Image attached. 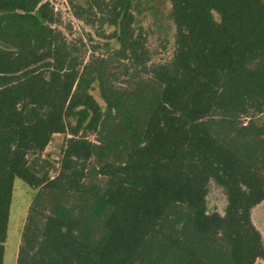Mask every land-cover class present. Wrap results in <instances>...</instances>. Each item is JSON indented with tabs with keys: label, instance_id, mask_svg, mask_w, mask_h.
Returning a JSON list of instances; mask_svg holds the SVG:
<instances>
[{
	"label": "trees",
	"instance_id": "obj_1",
	"mask_svg": "<svg viewBox=\"0 0 264 264\" xmlns=\"http://www.w3.org/2000/svg\"><path fill=\"white\" fill-rule=\"evenodd\" d=\"M81 1L74 15L117 46L85 57L49 1L0 0V264L15 177L34 188L15 264L264 260V0H169L164 61L140 0ZM55 133L57 165L42 156Z\"/></svg>",
	"mask_w": 264,
	"mask_h": 264
},
{
	"label": "rangeland",
	"instance_id": "obj_2",
	"mask_svg": "<svg viewBox=\"0 0 264 264\" xmlns=\"http://www.w3.org/2000/svg\"><path fill=\"white\" fill-rule=\"evenodd\" d=\"M47 1H49L55 14L54 26L60 29L67 39L83 52L85 57L90 53L93 46H95V51L102 52L106 47V43H109L110 46L118 45L117 39H108L100 34L103 30L104 33H109L113 29L112 26L104 25L103 30H101L96 23L95 27H91L74 15L71 3L82 2L81 0ZM169 11V0H140L138 11L135 12L136 27L145 37V43L150 51L152 61L168 60L172 55L175 27L169 18ZM0 45L6 47L2 43ZM91 92L99 102H102L99 97L97 83H94ZM64 138V133L53 134L50 142L42 152V156L54 162L58 161L61 156ZM55 165H57V162ZM50 174H54L53 169L50 170ZM33 193L34 188L21 178L15 177L4 241L3 264L16 263V252L20 242L21 230ZM206 201L209 211L223 212L226 202L225 195L222 188L213 181L209 183ZM261 203L252 209V219L255 221V225L260 226L264 241V200ZM258 264H264V260H259Z\"/></svg>",
	"mask_w": 264,
	"mask_h": 264
},
{
	"label": "crops",
	"instance_id": "obj_3",
	"mask_svg": "<svg viewBox=\"0 0 264 264\" xmlns=\"http://www.w3.org/2000/svg\"><path fill=\"white\" fill-rule=\"evenodd\" d=\"M262 202V201H261ZM260 202V203H261ZM259 203V204H260ZM262 204V203H261ZM254 223H255V221H254ZM257 226V225H256ZM258 227V226H257ZM259 228V230L261 231V229H260V226L258 227ZM262 233V232H261ZM16 254H17V252H16ZM259 260H262L261 258H258V259H256V261H255V263L254 264H258L259 263Z\"/></svg>",
	"mask_w": 264,
	"mask_h": 264
},
{
	"label": "built area",
	"instance_id": "obj_4",
	"mask_svg": "<svg viewBox=\"0 0 264 264\" xmlns=\"http://www.w3.org/2000/svg\"><path fill=\"white\" fill-rule=\"evenodd\" d=\"M66 8H69V7H66Z\"/></svg>",
	"mask_w": 264,
	"mask_h": 264
}]
</instances>
